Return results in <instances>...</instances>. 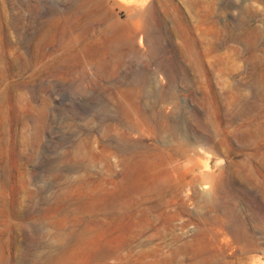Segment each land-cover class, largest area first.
Returning a JSON list of instances; mask_svg holds the SVG:
<instances>
[{"label": "rangeland", "instance_id": "obj_1", "mask_svg": "<svg viewBox=\"0 0 264 264\" xmlns=\"http://www.w3.org/2000/svg\"><path fill=\"white\" fill-rule=\"evenodd\" d=\"M133 1L151 34L119 51ZM241 259L264 264V0H0V264Z\"/></svg>", "mask_w": 264, "mask_h": 264}, {"label": "bare ground", "instance_id": "obj_2", "mask_svg": "<svg viewBox=\"0 0 264 264\" xmlns=\"http://www.w3.org/2000/svg\"><path fill=\"white\" fill-rule=\"evenodd\" d=\"M134 3H132V5L126 7L127 12H128V18H127V23L129 24V35L128 38H111L112 41L116 44V47L118 48V50H122V49H136V46L138 44V42H141V39L138 38L139 34L142 33H149L151 34V30L147 29L145 30V28L142 27L141 22L142 21H146L147 17H146V12L144 11V6L141 5L139 8L137 9L138 3L136 1H133ZM136 2V3H135ZM86 3H82L79 7L80 12H82V10L85 8ZM71 42L74 41H84L88 38H86V36H83L82 38H69ZM115 46V45H114ZM118 59H121V54H118ZM226 264H234L232 262H227ZM237 264H247V260H239L237 262Z\"/></svg>", "mask_w": 264, "mask_h": 264}]
</instances>
